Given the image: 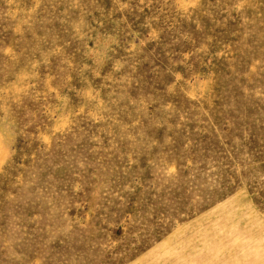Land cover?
<instances>
[{
    "label": "rangeland",
    "instance_id": "1",
    "mask_svg": "<svg viewBox=\"0 0 264 264\" xmlns=\"http://www.w3.org/2000/svg\"><path fill=\"white\" fill-rule=\"evenodd\" d=\"M0 264H264V0H0Z\"/></svg>",
    "mask_w": 264,
    "mask_h": 264
}]
</instances>
